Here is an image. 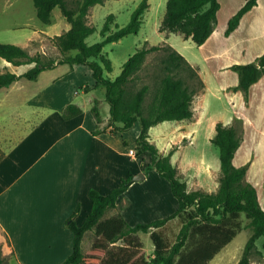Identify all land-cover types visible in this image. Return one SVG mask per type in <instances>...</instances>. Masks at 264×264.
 I'll return each mask as SVG.
<instances>
[{
  "label": "trees",
  "instance_id": "obj_1",
  "mask_svg": "<svg viewBox=\"0 0 264 264\" xmlns=\"http://www.w3.org/2000/svg\"><path fill=\"white\" fill-rule=\"evenodd\" d=\"M107 0H75V7L68 0H33L38 18L44 23L52 22V11L59 6L71 27L60 35L52 37V43L61 55L58 58L47 57L42 53L31 54L25 47L12 43H0V57L14 65L34 64L28 71L18 74L11 71L0 72V89L9 87L20 78L35 80L44 70L60 64L87 65L96 80V87L104 86L105 100L110 109L107 126H101L103 118L100 100L95 99L91 111L98 123L94 134L110 131L112 134L127 131L139 121L141 132L137 138L138 155L149 152L151 162L144 171L156 170L165 177L174 196L178 199V209L167 217L136 225L129 224L119 213L106 216L108 211L117 207L119 196L133 182V175L122 178L120 184L107 193L97 189L89 192L93 203L92 210L82 224L75 217L80 210L78 205L67 219L66 225L73 233V250L61 264H209L215 256L229 244L242 229L239 221L245 214L252 228L242 259L238 264H250V255L256 248L257 240L264 235V209L260 204L257 189L246 182L247 166H236L234 157L240 147L243 136L234 125L219 121L216 134L211 141L219 148L220 176L219 188L215 192L202 189L189 190L187 182L178 174V168L172 163L174 149L167 154L150 140V128L164 121L190 119L194 115L193 100L205 87L197 68L168 43L142 46L124 62L121 73L111 78L106 73L113 70L112 61L104 54V47L130 34H137L143 23L145 12L149 9V0H141L131 14L130 21L116 30H112L115 14L107 16L101 30L102 40L88 44L86 39L96 31L88 22L91 8L104 4ZM258 0H247L228 20L225 35H230L239 25L242 17L250 11ZM221 8L220 0H167L165 15L160 31L179 33L186 39L191 38L202 45L212 35L218 22ZM167 53L161 72L163 75L154 83H144L134 88L147 56L153 52ZM231 69L239 74V84L246 96L250 86L264 74V53L254 61L245 64H233ZM151 94V100L147 97ZM83 108L77 103H69L62 110L64 119L81 115ZM179 217L182 227L176 240L169 245L157 230L171 219ZM151 231L155 245L154 256L149 258L143 251L140 232ZM88 233H93L91 246L84 250L83 241ZM5 257L0 248V264Z\"/></svg>",
  "mask_w": 264,
  "mask_h": 264
},
{
  "label": "crops",
  "instance_id": "obj_2",
  "mask_svg": "<svg viewBox=\"0 0 264 264\" xmlns=\"http://www.w3.org/2000/svg\"><path fill=\"white\" fill-rule=\"evenodd\" d=\"M230 18L227 17L222 31L215 26L207 41L199 45L201 50L208 53L206 58L217 62L226 59L223 65L214 66L216 80L213 85L211 81L204 79L198 63L190 61L182 52L189 62L200 70L199 74L205 84L203 91L194 97L193 117L164 121L151 127L149 131L150 140L156 144L160 152L167 154L174 149L172 163L178 168L179 176L187 182L189 190L215 192L219 188L221 163L211 164L202 152L188 158L184 156L187 146L196 142L197 130L207 108L205 91L209 90L216 96L218 93L228 95L233 105L231 110L228 109L232 114L227 112L224 115L226 119L212 118L208 125V139L211 140L215 136L216 124L219 121L227 125L241 126L239 131L243 140L234 157L236 166L246 135L245 124H239L241 116L252 125L256 133L264 135V74L250 86L246 96L243 90L235 89L239 84V74H235L230 68L236 63L252 62L264 53V0H258L257 5L244 14L240 25L226 36L225 29ZM162 33L161 42H167L176 48L172 41L173 33ZM180 46L187 48L186 45ZM255 50L258 51L254 52ZM234 53L241 56L243 54V58L230 59ZM61 65L67 68L41 84L33 95L22 102L24 106L34 108L28 110L30 116L24 117L19 114L22 125L18 133L6 130L10 123L4 120L6 115L0 120V148L3 151L0 157V248L4 256L18 249L12 227L9 225L10 221L27 223L29 220L34 224L33 228L38 235L41 233L42 236L48 231L53 233L54 239H50L52 241L48 249L52 253H61L60 255L64 253L55 263L61 264L73 250V233L67 227L66 221L76 207L79 205L80 210L75 219L78 224H82L93 207L90 190L97 189L107 193L117 187L122 178L130 174L134 176L143 172L146 177L141 181L133 178L128 189L119 196L117 207L112 209L115 210L113 214H121L134 226L167 217L179 206L169 181L156 170L148 173L144 171V167L151 162V154L149 152L137 156L129 154L130 149L136 150L137 147V138L141 132L139 121L129 130L115 135L108 130L94 134L98 123L90 110L83 109L81 115L70 119L62 117L61 112L65 106L75 103L79 87L83 93L97 90L99 87H96V80L93 77L92 83L88 84L89 90L82 89L81 86L87 84L82 78L78 79L77 74L79 69L89 71L87 65L60 64L48 70L57 69ZM48 70L42 71L35 80L26 78L29 82L23 83V77L9 87L1 89L14 92L17 87H25L27 85L25 83H39ZM16 96L14 93L11 98ZM7 99L8 97H2L1 104ZM95 99L100 100L102 108L106 106L104 111L106 115H103L102 108L100 109L103 115L101 126H105L110 120V106H107L109 104L105 96H96L92 102ZM166 122L178 124L170 127L165 126ZM131 157L133 159L129 162H124V158ZM248 170L246 182L254 185L258 192V187ZM33 253L36 254L35 251ZM29 259L32 264H38L40 259H43V263L45 258L30 256Z\"/></svg>",
  "mask_w": 264,
  "mask_h": 264
},
{
  "label": "rangeland",
  "instance_id": "obj_3",
  "mask_svg": "<svg viewBox=\"0 0 264 264\" xmlns=\"http://www.w3.org/2000/svg\"><path fill=\"white\" fill-rule=\"evenodd\" d=\"M246 1L247 0H220L221 9L218 14L219 20L216 25L217 28L222 31L225 27L224 24L227 17H232ZM68 2L71 7H75V0H68ZM140 2L141 0H107L104 4L93 6L88 17V22L96 27V31L87 37V43L91 45L102 40L103 35L101 30L105 24L107 16L111 13L115 14V21L112 24L113 31L118 29V27L125 26L130 21L132 12ZM149 4L150 7L144 14L142 27L137 34L127 35L118 41L108 43L104 47V54L112 61L113 70L106 73L111 78H115L121 73L124 62L138 47L143 45L145 40H149L150 45L165 43L161 42L163 33L159 28L166 12L167 0H149ZM70 27V22L66 19L59 6L55 7L52 11V22L44 23L37 16L33 0H0V43L21 45L31 54L39 52L47 57L58 58L61 53L52 43V37L64 33L69 30ZM43 33H45V35H43ZM171 36L177 50L180 53H185L190 61L198 63L204 79L206 81H211L213 85L216 80L215 74L213 73L214 66L219 67L223 65L226 59L217 62L213 59L206 58L208 53L201 50L199 45L191 39H186L179 33H173ZM180 44L186 45L187 48H182ZM256 51L258 50H255L254 52ZM166 56L167 53L164 51L153 52L147 56L144 67L139 72V78L133 83L135 89L139 88L144 83H150L152 87L154 86V83L161 75H163L161 67L163 66ZM242 56L239 53H234L231 55L230 59L241 60L243 58ZM33 66L34 64H22L16 66L0 57V72L11 71L22 74ZM65 68H67V66L64 67L61 65L57 69L48 70L43 74L39 83H25L27 84L25 87H17L14 92L8 89L0 90V99L2 97H8L3 104L0 102V120H2L3 115H6L4 120L10 121L9 127L6 129L7 131L12 130L14 133H18L19 128L22 125V118H20L19 114L24 117L30 116L31 113H29L28 110L34 108L33 106H24L22 102L26 101L31 95H33L41 84L48 81L57 73L63 71ZM88 70L89 71L79 69L77 74L78 79L82 78L87 84L86 86H81L82 89L86 90H89L88 84H91L93 80V76L90 74L91 69L89 67ZM197 70L200 73V70ZM232 72L238 75L237 71L233 70ZM22 82L29 81H27L26 78H23ZM80 89L81 88L79 87V93L76 95L75 103H79L83 109H88L90 111L94 104L92 99L96 96L101 97L106 95L104 86L99 87L97 90L88 91L87 93L81 92ZM200 92H202V90L198 93ZM14 93H16L17 98H11ZM205 95L207 98V108L197 130L196 142L193 145L187 146L184 156L188 158L202 152L211 164L214 162L220 164L219 148L208 139V125L213 117H223V119H226L224 118V115L227 112L230 115L232 114L228 109L230 108L231 110L233 105L229 100L228 95H224L223 93H218L216 96L213 92L207 90L205 91ZM147 100H151V94L147 97ZM99 107L100 109L102 108L101 102ZM105 108L106 106L102 108L103 115H106V112H104ZM103 115L101 114V116ZM242 123L245 124L246 135L241 152L237 157V165L238 167L247 166L249 169L250 177L258 187L259 199L264 209V135L256 133L252 125L241 116L239 124L241 125ZM177 124L178 123L176 122H166L165 126L171 127L176 126ZM105 126H107L108 130L110 129L109 123ZM237 128L240 130L241 126H238ZM155 129L157 130V128ZM156 130L154 132H156ZM166 131H168V128H166ZM161 139L162 141L164 140L163 138ZM2 155L3 151L0 148V157ZM137 155L136 152V156ZM131 159L133 158H124V162H129ZM150 171L151 170L148 172ZM135 176H137V174L133 177ZM141 180L143 179H140L139 181ZM113 213H115V210H110L106 216H110ZM239 221L242 226L240 232L215 256L214 259L209 262V264H238L242 259L246 243L252 234V228L250 227L249 220L244 213L241 214ZM182 224V220L179 217H176L171 219L165 226L152 228L151 230H157L160 232L167 243L172 245L176 240ZM9 225L12 227L18 249L12 254L4 256V264H32V261L29 259L30 256L31 258H45L43 263V259H40V261L38 259V264H55L63 257L62 255L64 253L60 255L61 253H52L48 249L50 241L54 239L52 232L50 233V231H48L42 236L41 233L38 235L33 228L34 224L29 220L27 223H17L16 221L11 220ZM139 236L144 245L143 251L145 252V255L152 258L154 256L155 245L151 238V231L148 233L140 232ZM93 239V233H88L86 235L83 241L84 250H87L91 246ZM256 244V248L250 255V264H264V235L257 240ZM33 251H35L36 254H34ZM31 252L32 255H30ZM46 252H48V254Z\"/></svg>",
  "mask_w": 264,
  "mask_h": 264
},
{
  "label": "water",
  "instance_id": "obj_4",
  "mask_svg": "<svg viewBox=\"0 0 264 264\" xmlns=\"http://www.w3.org/2000/svg\"><path fill=\"white\" fill-rule=\"evenodd\" d=\"M146 177V175L141 172L140 174H137V176L133 177L134 180H140V179H144Z\"/></svg>",
  "mask_w": 264,
  "mask_h": 264
},
{
  "label": "built area",
  "instance_id": "obj_5",
  "mask_svg": "<svg viewBox=\"0 0 264 264\" xmlns=\"http://www.w3.org/2000/svg\"><path fill=\"white\" fill-rule=\"evenodd\" d=\"M129 154L132 155V156H135L136 155V150L130 149L129 150Z\"/></svg>",
  "mask_w": 264,
  "mask_h": 264
}]
</instances>
